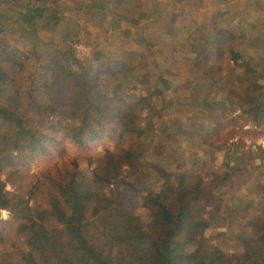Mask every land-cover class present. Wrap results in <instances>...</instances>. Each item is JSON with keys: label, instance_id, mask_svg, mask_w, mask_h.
<instances>
[{"label": "trees", "instance_id": "16d2710c", "mask_svg": "<svg viewBox=\"0 0 264 264\" xmlns=\"http://www.w3.org/2000/svg\"><path fill=\"white\" fill-rule=\"evenodd\" d=\"M220 13L214 11L206 23L211 31L205 33L202 48L193 52L194 65L201 74L181 87L183 95L181 88H173V78L163 68L159 76L153 74L163 51L148 45L145 52L126 48L122 56L109 58L105 64L89 61L82 69L64 70L63 81L33 86L29 91L32 102L22 110V104L0 101V176L6 171L9 177L15 176L20 163L52 151L58 144L51 132L57 116L72 119L70 138L80 148L103 138L117 145L127 144L119 159L109 154L106 165L93 171V181L109 187L110 195L94 190L77 170L37 176L29 196L9 193L0 178V209L11 211L27 246L22 264H223L226 258L234 259L226 264H264L263 216L258 217L254 236L238 237L240 253L227 254L209 246L203 231L211 225L204 214L213 203L211 185L201 176L192 180L191 168L177 175L150 158V144L161 133L154 124L156 113L162 119L161 130L175 143L179 139L197 142L203 136V144L213 146L209 137L218 131L228 104L235 103L257 125L264 124V92L256 94L254 90L259 73L241 54L252 47L254 35L222 23L216 17ZM56 14L54 8L30 2L21 9L24 29L33 32L42 22L56 26L61 20ZM1 18L2 13L0 34L8 30ZM139 42L146 44L145 40ZM92 55L100 59L107 58L108 53L93 51ZM55 66L62 67L58 63ZM130 79L139 87L140 83L146 85V93L132 101L129 99L135 94L128 85ZM232 88L235 101L224 94ZM44 94H48L46 102ZM162 142L155 146L157 150L153 148L156 158L155 151L162 153L166 148ZM232 158L236 162L228 165L234 172L242 168L244 153ZM192 162L196 168V161ZM262 163L258 166L264 165V160ZM123 167L131 176L146 171L153 177L151 186L139 188L142 206L152 217L146 227L134 211L123 207L117 199L119 193L114 192L122 182ZM230 173L226 171V175ZM224 178L215 171L212 185H219ZM38 192L46 205H31L30 196ZM197 233H202L200 238ZM3 241L0 231V243ZM0 264L11 263L0 255Z\"/></svg>", "mask_w": 264, "mask_h": 264}, {"label": "rangeland", "instance_id": "374dc122", "mask_svg": "<svg viewBox=\"0 0 264 264\" xmlns=\"http://www.w3.org/2000/svg\"><path fill=\"white\" fill-rule=\"evenodd\" d=\"M28 2L54 8L61 20L56 26H44L45 22H42L34 32L29 28L25 30L21 9ZM263 6L264 0H0L1 20L8 26V30L0 34V87L3 88L0 101L15 106L22 104V110L32 102L29 91L33 86L38 88L45 82L50 81L52 85L55 81H63L66 77L64 70L82 69L89 61L96 65L105 64L109 58L114 60L122 56L126 48H139L145 52L148 45L159 53L163 51L159 57L161 63L154 67L153 74L159 76L160 68H163L173 78V88L180 89L187 81H194L201 71L194 65L193 52L202 48L205 33L211 31L206 23H210L214 11L224 13L216 16L222 23L254 35L252 47L242 50L241 54L259 73L255 93L264 92ZM139 40H145L146 44H140ZM93 51L107 52L108 56L99 59L92 55ZM136 61L139 63V56ZM57 63L64 69L55 66ZM128 85L135 94L129 101L142 92L146 93L143 83L139 87L134 79H130ZM181 92L183 95L182 88ZM224 94L229 101H235L233 88L232 92L226 89ZM43 96L46 102L48 94ZM234 104L227 105V113L225 111L226 114L221 116L218 131L209 137L213 146L203 144V136L192 143L191 139H179L178 143L171 141L161 130L162 119L156 113L153 120L161 133L157 132L149 149L150 158L166 169L172 168L178 175L191 168L192 180L201 176L206 185H211L213 203L204 213L211 225L203 231L206 232L203 236L209 246L227 254L240 253L242 246L238 237L254 236L258 217H264V124L257 125ZM166 114L168 117L169 111ZM53 119L51 132L58 144L49 154L20 163L17 175L9 177L7 171L2 173L0 178L5 182V190L29 196L37 176L77 170L80 177L93 184L94 190L102 196L110 195L109 187L96 185L93 181V171L97 166L106 165L109 154L119 159L127 144L117 145L103 138L87 148H80L70 138L72 119L63 116ZM160 141L166 148L162 153L155 151L156 158L152 152L153 148L157 150L155 146ZM178 144L183 148L180 149ZM202 148L208 149L202 151ZM237 153H244L242 168L232 172L228 164H233L232 160L236 162L232 156ZM237 158L241 161V157ZM192 161H196V168ZM260 161L262 164L258 166ZM122 170V182L114 187V192L119 193L117 199L123 207L134 211L146 227L152 217L142 206L139 188L151 186L153 177L146 171L131 176L126 167ZM215 171L225 177L219 185L213 182L217 187L212 185ZM226 171L231 173L226 175ZM30 201L31 205L37 202L46 205L40 192L31 195ZM0 231L4 235L0 255L11 264H22L21 257L27 246L9 209H0ZM201 235L197 233L196 236L200 238ZM230 259L226 258L223 264L234 260Z\"/></svg>", "mask_w": 264, "mask_h": 264}, {"label": "crops", "instance_id": "0c3cea01", "mask_svg": "<svg viewBox=\"0 0 264 264\" xmlns=\"http://www.w3.org/2000/svg\"><path fill=\"white\" fill-rule=\"evenodd\" d=\"M264 7V6H263Z\"/></svg>", "mask_w": 264, "mask_h": 264}]
</instances>
